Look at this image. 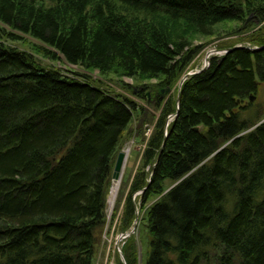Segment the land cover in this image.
<instances>
[{
  "label": "trees",
  "instance_id": "16d2710c",
  "mask_svg": "<svg viewBox=\"0 0 264 264\" xmlns=\"http://www.w3.org/2000/svg\"><path fill=\"white\" fill-rule=\"evenodd\" d=\"M48 1L0 0V264H93L131 136L144 147L111 219L123 200L128 232L143 210V264H264V112L242 115L264 83V0ZM232 35L242 47L220 44L176 87L192 37Z\"/></svg>",
  "mask_w": 264,
  "mask_h": 264
},
{
  "label": "rangeland",
  "instance_id": "374dc122",
  "mask_svg": "<svg viewBox=\"0 0 264 264\" xmlns=\"http://www.w3.org/2000/svg\"><path fill=\"white\" fill-rule=\"evenodd\" d=\"M37 1H41L45 5L51 4V2L48 0H37ZM231 26H232V24H230L228 26V28H230ZM19 35H21V34H19ZM23 36H26V35H23ZM236 37L237 36H233V35L228 36V37L225 36V37H222V38H219L216 40H214V39L207 40L208 38L197 37V36L192 37V40L190 43L191 45H197V44L202 43L203 46L201 47L199 53L192 59L189 66L184 71L185 73L182 75V77L180 78V80L176 84V87H179L180 81L186 73L199 70V69H201V67H204L205 65L207 67L208 66V58L211 55H217V56L222 55L223 50H221L218 47L220 44H222V43H224V44L235 43L234 46L241 47L242 45L236 41ZM26 38L28 40L33 41V42H37L36 40H34L30 37L26 36ZM9 44L17 47L18 49L29 50V46L27 44L22 43V42H20V43L19 42H9ZM38 60L42 64H45V65L50 64V62L44 58H38ZM205 60H206V62H205ZM56 65L62 69L67 68V69H72V70L80 72V73L87 74V75L91 76V78H93L94 80L103 83L102 85L104 87H107V88H109L115 92L125 94L126 96L132 98L133 100H135L139 104L144 105L142 100H139L138 98L132 96L129 92H126L124 89H122L118 84H115L114 82H112L110 80H106V79L100 77L99 75H97V73L95 71L94 72H87V71L79 69L78 67L67 65L66 63L60 64L59 62H56ZM123 80L129 84H132V81L130 78L124 77ZM245 103H249L248 110L246 112H243L242 115L246 116L248 113L252 114L255 112H257V113L264 112V83L259 85L256 94L253 96V99L251 101H249L247 99V100H245ZM148 111L152 114L155 113L150 108L148 109ZM170 119H171V117H169V120ZM263 119L264 118H262V120ZM150 128H151L150 126L147 127L146 124L144 125V136H145V138L148 136V134L150 132ZM127 145H129V146H127ZM143 147H144V141L140 140V136H138V137L137 136H131L127 139V141L124 142L120 151L124 152L123 149H128V148L129 149L127 150L128 153H127V156L125 157V160H123L124 164L122 163V165H123V166H121L122 169H120V171L118 172L120 179H119V185H118L116 197H118V194H119V191L121 190L122 184H126L125 190L122 192L124 194L127 190V187H129V181H130V179H132V177H133L134 173L136 172L137 167L139 165V157H140L141 151L143 150ZM112 180L113 179L111 178L110 185H111ZM110 185H109V189H110ZM109 189H108V193H107V197H106L105 227H104V231L102 232V235H101V241H100L99 247L97 249L98 251L95 252L96 253L95 257H98V255H99L98 263H100L102 258H103V263L106 261L108 264V262L110 263L111 259H113L112 264H114L115 255L117 253L116 249L117 248L120 249V246L123 244V242H125V239L127 238V236H129L131 234L133 236L135 235V239H136L135 246H136V253H137V258H138L137 264H143V263H145V260L147 257V251H148L145 226H144L143 222L140 223L142 221V217L144 216L143 210H141L138 214V208L135 207V212H137V214H136L137 221H136V226H135L134 230H132V228H131L128 232L120 233L119 231L116 230V227L118 225V218H119L118 216H120V214L122 212L123 200L117 208V214L115 215V218L112 220L111 216H112V212L114 209L116 197L113 201V204L108 205L107 200H108V196H109ZM138 193L139 192H135L133 194V197L138 195ZM151 202L152 201H149L148 204ZM139 223H140V225H138ZM132 227H133V225H132ZM130 231H132V232L129 234ZM121 235H122V237H121ZM102 254H104L105 256L101 257ZM121 257H123L122 254H121V256H118L120 262L117 264H125V262L122 261ZM95 262H96V258L94 260V263Z\"/></svg>",
  "mask_w": 264,
  "mask_h": 264
},
{
  "label": "water",
  "instance_id": "95a60500",
  "mask_svg": "<svg viewBox=\"0 0 264 264\" xmlns=\"http://www.w3.org/2000/svg\"><path fill=\"white\" fill-rule=\"evenodd\" d=\"M235 47H238V46H235ZM258 49V47L257 48H254L253 50H257ZM215 51V50H214ZM203 68H201V69H199V70H196V71H194V72H188V73H186L184 76H183V78L181 79V81H180V84L182 83V81L187 77V76H189V75H192V74H195V73H198L199 71H201ZM179 84V85H180ZM146 95H147V97L149 96L148 95V92L146 93ZM253 99V97L252 96H249V100H252ZM148 100V99H147ZM195 130H198L199 129V126H196L195 128H194ZM124 152H122V151H120V152H118L117 153V156H116V158H115V162H114V166H113V171H112V173H111V178L112 179H114V178H116L117 177V175H118V172L120 171V169H121V166H122V163H123V160H124ZM136 214H137V212H135V217H134V223H133V227H132V230H134V228H135V226H136V221H137V216H136ZM132 231H130L129 232V234L131 233ZM123 259V258H122ZM123 261V260H122Z\"/></svg>",
  "mask_w": 264,
  "mask_h": 264
},
{
  "label": "bare ground",
  "instance_id": "6f19581e",
  "mask_svg": "<svg viewBox=\"0 0 264 264\" xmlns=\"http://www.w3.org/2000/svg\"><path fill=\"white\" fill-rule=\"evenodd\" d=\"M239 47V46H238ZM238 47H235V46H233L232 48H238ZM242 47V46H241ZM254 49V48H253ZM225 53V52H224ZM224 53H222V55L224 54ZM219 56H221V55H219ZM205 68H206V65H205ZM251 96V95H250ZM253 97V96H252ZM248 100H249V97H248ZM249 101H251V100H249ZM127 146H129V145H127ZM129 149V148H128ZM128 149H123V151H124V160H125V157L127 156V150ZM123 164H124V162H123ZM123 166V165H122ZM122 169V168H121ZM119 174H118V176L116 177V178H114L112 181H111V185H110V189H109V196H108V200H107V203H108V205H112L113 204V201H114V199H115V197H116V193H117V190H118V185H119ZM121 237H122V235H121ZM123 257H121V259H122ZM123 260V259H122Z\"/></svg>",
  "mask_w": 264,
  "mask_h": 264
},
{
  "label": "crops",
  "instance_id": "0c3cea01",
  "mask_svg": "<svg viewBox=\"0 0 264 264\" xmlns=\"http://www.w3.org/2000/svg\"><path fill=\"white\" fill-rule=\"evenodd\" d=\"M105 252H106V251H105ZM105 252H104V253H105ZM103 256H105V255H104V254H102V255H101V257H103ZM95 258H96V262H95L94 264H101V263L103 264V258H102V260H101V262H100V263H98V258H99V255H98V257H95ZM105 258H106V257H105ZM104 263H105V262H104Z\"/></svg>",
  "mask_w": 264,
  "mask_h": 264
},
{
  "label": "built area",
  "instance_id": "2783aa9c",
  "mask_svg": "<svg viewBox=\"0 0 264 264\" xmlns=\"http://www.w3.org/2000/svg\"><path fill=\"white\" fill-rule=\"evenodd\" d=\"M116 250L119 252L118 248ZM112 262H113V259H111L110 263L108 262V264H112ZM105 263L107 264V262H105Z\"/></svg>",
  "mask_w": 264,
  "mask_h": 264
}]
</instances>
